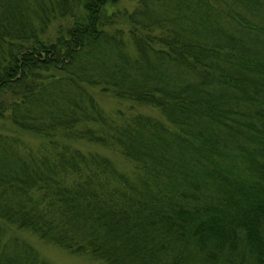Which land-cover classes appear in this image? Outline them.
<instances>
[{
    "label": "trees",
    "instance_id": "trees-1",
    "mask_svg": "<svg viewBox=\"0 0 264 264\" xmlns=\"http://www.w3.org/2000/svg\"><path fill=\"white\" fill-rule=\"evenodd\" d=\"M17 230L104 264H264V0H0V264H50Z\"/></svg>",
    "mask_w": 264,
    "mask_h": 264
},
{
    "label": "rangeland",
    "instance_id": "rangeland-1",
    "mask_svg": "<svg viewBox=\"0 0 264 264\" xmlns=\"http://www.w3.org/2000/svg\"><path fill=\"white\" fill-rule=\"evenodd\" d=\"M92 92L95 98L97 99L98 103L107 110H114L115 108H120L124 110L129 105L128 101L119 100L108 92L99 90L97 87L93 88ZM133 108L143 113L151 114L156 117H161L159 111L153 106L136 104L133 106ZM21 136L29 142L37 141V137H34L32 134L27 132H22ZM73 144L80 147L81 149H94L106 155L115 164L116 167H118L119 169H123L126 172L131 171L133 169L132 163L125 157H123L117 149H113V147L111 146H103L81 139L73 141ZM15 232L25 241L29 242L33 246V248H35L39 254L43 255V257L50 264H104V262L100 259H94L86 255L69 252L68 250L62 247H59L53 243L38 238L35 234L29 231L17 230Z\"/></svg>",
    "mask_w": 264,
    "mask_h": 264
}]
</instances>
